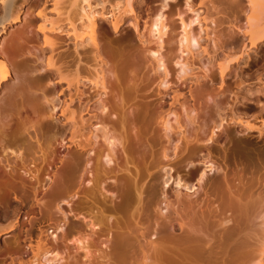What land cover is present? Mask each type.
<instances>
[{"label": "rangeland", "instance_id": "374dc122", "mask_svg": "<svg viewBox=\"0 0 264 264\" xmlns=\"http://www.w3.org/2000/svg\"><path fill=\"white\" fill-rule=\"evenodd\" d=\"M1 1L5 3L0 0V18L6 15ZM106 1L59 0L68 14L64 16L80 20L78 25L86 23L89 15H97V39L103 61H100L88 42L84 43L69 33L66 17L62 16L61 21L60 18H54L59 22L58 26L64 29L58 33L59 53L74 63L91 81L81 86V102L75 97L77 109L86 118L89 117L87 112L97 113L99 119L107 121L104 127L93 128L97 135L94 139L95 149L83 157L79 168L69 169L67 192L71 197L65 201L58 195L45 198L41 213L37 216V225L32 230L33 244L42 237L58 253L61 264H137L132 249H118L119 236L138 228L149 235L161 229L162 226L156 224L158 217L151 205L153 186L162 179L166 180L167 172L172 177L176 176V169L192 182L205 169L199 158L205 155L203 147L211 143L208 141L212 132L221 123H224L221 131L228 132L231 139L218 147L215 156L225 171H229H226L229 176L233 174L237 177L238 174L245 179V176L250 178L252 173L257 177L264 171V41L258 48L250 50L249 56L243 54V49L250 46L248 1L131 0L135 14L122 15L118 30L113 28L110 18L100 15L111 10L110 3L106 4ZM121 1L123 5L127 0ZM210 1L216 10L212 8L205 22L192 26L191 31L200 44L194 49L196 55L194 58L183 56L179 42L182 36L181 19L188 21L194 17L197 19L199 16L196 15L203 17L205 7H212ZM53 4L54 0H16V5L22 8V20L8 25L1 37L0 51L11 66L13 76L0 94V264H10L12 258L9 251L19 245L26 252L25 258L20 262L16 258L17 254H13L16 260L14 264H38L33 263L34 254L24 242L25 234L31 229L29 213L20 212L19 219H15L21 205L19 200L24 194L33 198L35 192L41 194L48 189L51 170L58 164L54 152L63 151L62 140L70 132H88V124L81 120L73 125L71 122L59 121L56 117L69 93L61 94L54 71L47 70L45 66V54L49 50L44 48L39 30L40 19L37 17L38 11L43 8H47L49 13L54 8ZM104 4L107 12L103 11ZM106 15L109 17V12ZM159 15H163L169 27L160 52L168 71L164 91L161 92L158 84L164 77V70L160 68L155 71V57L148 51H156L157 46L145 29ZM211 16L221 18L219 25L215 26L221 36V42L216 46L210 43L211 29L206 28ZM229 27L233 32L228 31ZM225 63H229V68L222 79L219 66ZM98 64L103 67L107 87V93L100 96H97L99 89L95 85ZM191 86L196 89L193 99L189 94ZM175 95L185 97V106H177L175 114L169 117L173 129L165 132L156 122V112L161 103H165L166 109L169 108ZM53 105L56 106L54 116ZM235 113L244 124L231 121ZM177 121L182 126L180 129ZM93 123L96 124V121ZM247 125L255 127L249 129ZM103 132H108V138ZM111 140L114 141L112 147L109 146ZM21 147L24 156L17 159L18 148ZM7 155L11 158L9 163ZM191 161L192 164H189ZM169 162L172 170L169 167L162 169ZM28 170L39 177L38 182L33 175L28 174ZM212 174H209L208 179ZM175 187L172 180L166 190L173 193ZM75 193L78 194L74 196ZM138 194L141 195V201ZM212 198L201 195L195 209L204 207L203 210L211 214ZM57 205L65 216L58 211ZM185 206L181 204L179 209ZM185 210L189 212L187 208ZM199 211L202 212V209ZM195 214L205 216L203 212L196 211ZM198 217L197 220L201 216ZM205 217L202 219L206 220L205 223L214 218ZM18 221L20 227L8 233L7 224ZM60 223V228L56 230ZM203 223L200 226L201 229L205 227L202 230L205 238L217 230L212 222L206 223L207 226ZM92 224L97 225L95 230L91 229ZM164 235L168 253V248L172 249L171 253L180 262L179 259L185 258L183 253H187V239L178 232ZM77 241H82L86 246L88 257L85 251L78 250L83 245ZM194 249V245L193 251L190 246L191 251L188 253L193 254ZM168 253L163 255V261L177 263L173 260L174 255ZM201 255L204 261L205 257ZM196 257L194 261H198L197 264L203 263L200 257ZM49 258L44 257L43 262ZM186 260L185 263L192 264L193 257Z\"/></svg>", "mask_w": 264, "mask_h": 264}, {"label": "bare ground", "instance_id": "6f19581e", "mask_svg": "<svg viewBox=\"0 0 264 264\" xmlns=\"http://www.w3.org/2000/svg\"><path fill=\"white\" fill-rule=\"evenodd\" d=\"M4 1L5 3L2 1L1 2L2 4L4 3V12L6 15L0 18V44L1 37L6 33L8 25L16 24L22 20V8L16 5V0ZM247 1L249 4L248 38L250 40V46L243 49V54L249 56V51L258 48L259 45L264 41V0ZM118 2L119 1L117 0H113V2L107 0L105 3H110V6H108L111 10H106L107 8L104 4L103 11H108L109 17L106 15L108 12L106 14H100L103 18H110L109 20H111L113 23V28L115 30H118L120 22L123 20V16H126L127 14H132L134 16L135 14V9L131 4V0H127L123 5L121 0V3ZM53 5L54 8L49 13L47 8H43L42 10L38 11L37 17L40 19L39 30L41 31L43 37L44 48L49 50V53L45 54V66L47 70L54 71V75L57 77L56 84L57 87L60 88L61 94L69 93V96H67L68 99L64 101V105L60 110V113L56 114V117L59 121L64 123L71 122L73 125H77L78 121L81 120L82 123L88 124V132H86V134L75 131L70 132V135L62 140L61 144L63 151L56 150L54 152L56 159L58 160V164L54 165L55 168L51 170V183L48 189L41 193L42 196L41 194L35 192L33 198L24 194L22 199L19 200L21 205L18 208L15 219H19L20 212L29 213V217H31V229L25 234L24 242L28 244V249L34 254L35 260L33 263L38 264H46L47 262L49 264L60 263V258L58 259V253H56L55 249L49 246V244H47V242L42 237L38 239L35 245L33 244L34 239L32 236V230L33 227L37 225V216L41 213V205L44 204L42 201L45 198L50 199L57 195L62 198V201H65L66 198L71 197V194L67 192V182L69 181L68 177H70L68 174L69 169L71 170L79 168L83 157L95 149L96 141H94V139L97 138V135H95L93 128L99 129L104 127V125H107V121L105 119H99L97 113L87 112L89 117L86 118L83 116V112H80L75 105V97L79 99V102H81L82 99L81 86L83 83L85 85V82L91 81L85 75H83V72L78 67H75L74 63L67 61L59 53L57 46L60 42V35L58 33L64 31V29L62 28V30L58 26L59 22L57 21V24L54 18H60L61 21L62 16H64L66 13L64 11V7H61L63 5L59 2V0H54ZM209 5L212 7H205V14L203 17L196 15L199 16L197 19H195L196 17L194 16V19H192V17V20L188 21L187 19L184 20V18L181 19L182 36L179 42L181 45L180 52L183 56L186 55L193 58L195 57L196 54L194 49L200 44L198 42V38L191 31L192 26L196 23L199 24L198 22L202 24L208 19L207 16L211 15V9L213 8L216 10V6L212 1H210ZM194 13H196V11H194ZM66 15L64 17H66ZM66 18L67 19L65 20L69 23L68 28L70 27V32H68L74 37L81 39L82 42H88V44L92 46L95 53L98 54L100 61H103L100 55L99 43L97 39V15H89L87 17V22L81 23V25H78L77 23L80 20L70 16ZM209 18L211 21L209 26H206V28L211 29V33L209 34L210 43L216 46L219 42H221V36L218 35L216 31L217 27L215 28V26H217L221 18H213V16ZM135 19L137 20V17ZM136 22H138V20ZM137 27H139L138 23ZM168 28L169 27L165 23L163 15L157 16L150 25L145 27V29L148 30L150 37L153 39V43L157 46L156 51H148L152 56L155 57V63L157 65V67H155V71L159 70L160 68H163L164 70V77L160 79L158 84L160 92L163 90V85L165 84V80H167L168 77V71L164 64L163 58L160 56V52L163 49L164 37H166V34L168 33ZM228 31L233 32V29L229 27ZM224 42H222L223 48L227 47V42ZM146 43H148V41H146ZM179 61H181V59ZM98 65L99 66L95 71L97 79L95 85L99 89L97 96H100L102 93H107V87L104 81L103 67L100 64ZM219 67L223 79L225 77L226 71L229 68V63L220 64ZM12 76L13 72L11 70V66L7 62L3 52L0 51V94L5 86L9 84ZM197 83L199 82H196V84ZM201 87L202 85L199 88ZM195 90L196 89H193L191 86L189 94L192 99L194 98L193 93L196 92ZM174 93L176 94L177 91ZM173 98L174 101L169 105V108L166 109L165 103H161L156 112V122L163 128L165 132H168V130L172 128L169 124V117L172 116V114H175L174 110L177 108V106L180 108H184L185 106V97L181 98V96L175 95ZM55 109L56 106L53 105V116L55 115ZM103 109L105 110V106H103ZM234 120H241L236 115V113L231 118V121ZM94 121H96V124L93 123ZM223 121L224 120H222V122ZM238 124L244 123L240 121ZM177 125L179 129L182 127L179 126V121H177ZM223 125L224 123H221V125L214 128L212 136L208 141L211 143L203 147L202 152H204L205 155L199 159L204 164L205 169L196 175L192 182H190L189 179L184 178V176L179 173V170L176 169V176L172 177V175L167 172L165 174L167 179H162L153 186V198L151 205L158 217V223L156 224L159 226L161 225V229L149 235L138 228L124 232L119 236L117 241L118 249L125 251L132 249L134 251L133 255L135 259H137V264H168L166 261H163V255L168 253L163 240V237H165L164 234L167 232H178L181 234V236H185L187 239H185L187 247L189 246V248L186 247L185 249L187 253L184 252L185 250H182L184 253L188 254L185 255L183 253L185 260L190 256V254H192L188 253V251H191L190 246L193 251L194 245L197 250L194 249L195 252L192 254L193 261L190 262L192 264H197L198 262L194 261L195 255L197 256L196 258H198L201 254V256L204 255L205 260L203 261V259L200 257L199 259L203 263L200 262L198 264H211L214 263V259L215 263L218 261L216 264H264V171L261 169L262 172L260 175L258 174L259 176L257 177L254 176L253 173V176L252 174L249 175L250 178L244 175L247 178L246 181L245 177V179L241 177L243 175L239 176L237 174V177H234L233 174H231V177L229 176V171H225V168H223V166L218 162V157L215 156L218 147L224 146L231 139L228 132H225L224 130L221 131ZM253 126L254 125H247V128L252 129ZM103 134L106 138H108V132H103ZM65 140H67L66 143ZM113 144L114 141L111 140L109 142V146L112 147ZM21 149L22 147L18 148V155L16 156L17 159H21L20 157L24 156L21 153ZM31 151H33V147L31 148ZM9 156L10 155H7L8 163L11 162V158ZM106 157L108 158L109 156L106 155ZM165 157H168L166 153ZM21 161L23 162V159ZM42 161L45 162V158H43ZM262 162L264 163V158ZM86 163H88V160H86ZM53 164H50V166H53ZM189 164H192V161ZM23 166H25L24 162ZM168 167L170 170H172L171 162L165 165L162 169ZM210 173H213V176L208 179ZM28 174L33 175V178L37 182L39 181V177L34 175L31 170H28ZM238 176L240 178H238ZM236 178L239 180H236ZM172 180L176 187L175 190H173L174 192L170 193L166 190V188ZM234 181H237L238 183H235ZM77 194L78 193H75L74 196ZM201 195H205L206 197L212 196L214 198H212L213 209L211 207V214L208 211L207 213L206 210H203L204 207H200L202 212L205 213V216L214 217L208 220H215L211 222L215 230L217 229L213 235H209L208 237L206 236V238L204 237L202 231L205 227L201 229L202 226H200L202 225L204 221L202 219L205 216L197 214L198 216L202 217L197 220L199 217L195 214L196 211L202 214V212L199 211L201 209H195V204L198 203ZM138 197L141 201V195L138 194ZM181 198H183L184 201H181L183 200ZM192 199L195 200L193 201ZM183 202L186 204H183ZM181 204L182 206H186L179 209ZM201 204L202 203L199 202L198 205L201 206ZM185 208H187L189 212H187ZM205 209L208 208L205 207ZM58 211L65 216L64 212L59 206ZM46 212L49 213V210ZM227 214H229V216H227ZM205 219L207 220L206 217ZM210 221L206 223H211ZM63 222H66V218H64ZM206 223L205 225L207 226ZM230 223L232 224L230 225ZM19 224V221L14 224H12V222L8 223V233L16 231L20 227ZM60 226L61 223L56 227V230L60 228ZM96 227V224L91 225L92 230H95ZM155 235H162V237H155L153 239L152 237ZM77 243L79 245H83L79 246L78 250L85 251V255L88 257L89 251L83 242L77 241ZM168 250H170V253L168 254H172V249L168 248ZM177 251H179V249ZM13 254H17V260L22 262L25 258L26 252L22 250L20 245L14 250L11 249L9 251V256L12 258L10 264H14L16 261L15 258L12 257ZM173 255L174 254H172V256ZM46 256H50L51 258L47 259V262H43V258ZM170 256L171 255H169V257ZM192 257H189L187 260L192 259ZM170 258L172 259V257ZM184 259H179L180 262H178L176 256H173V260L177 261L175 264H183V262L184 264H189L187 262L185 263Z\"/></svg>", "mask_w": 264, "mask_h": 264}]
</instances>
